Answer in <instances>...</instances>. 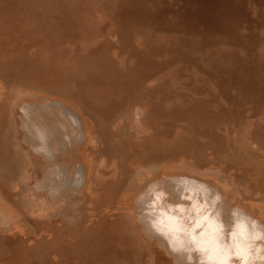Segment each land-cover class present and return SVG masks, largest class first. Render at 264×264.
<instances>
[{
    "label": "bare ground",
    "instance_id": "6f19581e",
    "mask_svg": "<svg viewBox=\"0 0 264 264\" xmlns=\"http://www.w3.org/2000/svg\"><path fill=\"white\" fill-rule=\"evenodd\" d=\"M185 247L264 264V0H0V264Z\"/></svg>",
    "mask_w": 264,
    "mask_h": 264
},
{
    "label": "clouds",
    "instance_id": "9594fccd",
    "mask_svg": "<svg viewBox=\"0 0 264 264\" xmlns=\"http://www.w3.org/2000/svg\"><path fill=\"white\" fill-rule=\"evenodd\" d=\"M217 199L219 197L217 196ZM201 235H204L203 233ZM175 251V249H173ZM184 252L186 256L184 257L185 264H203V261H198L194 253L196 252L195 248L185 247Z\"/></svg>",
    "mask_w": 264,
    "mask_h": 264
}]
</instances>
